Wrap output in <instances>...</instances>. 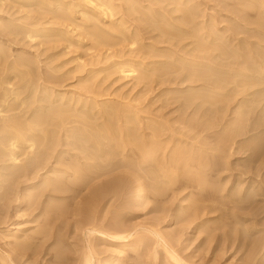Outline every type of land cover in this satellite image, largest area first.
Masks as SVG:
<instances>
[{"label":"rangeland","instance_id":"obj_1","mask_svg":"<svg viewBox=\"0 0 264 264\" xmlns=\"http://www.w3.org/2000/svg\"><path fill=\"white\" fill-rule=\"evenodd\" d=\"M197 1L202 5L199 6L200 16L203 13L204 17H201L207 22L208 17L212 16L219 27L227 26L228 23L230 24V18L237 20L242 14L245 20L252 22L249 27L264 33V29H262L264 28V18H262L264 16V12H262L264 11V6H262L264 0H257L259 2L256 0H239L245 5L238 2V0H235L236 2L234 0ZM246 1L247 3L252 1L253 4L250 9ZM253 1H256L257 4ZM119 2L124 4L123 1ZM144 4H147V2H144ZM225 5L228 7H225ZM258 5L260 6L258 7ZM40 6L36 4L22 5L16 0H0V47L2 46L4 51L2 55L0 54V103L3 104L0 107L5 113H17L19 115L17 117L18 121L22 118L24 122V117L31 116L29 126L27 125L29 128L27 137L32 139L37 135L42 146H39L40 144L38 145L36 140L38 147H35L36 151H33L34 153L30 152V154L32 153L30 156L29 150L27 151V148L23 146L24 140H22V143L19 140L16 148V150H19L16 154L18 159L15 164L12 163L13 161L10 162L9 157L7 158L9 156L7 155L8 150V153L4 152L7 160H4L5 157L1 158L4 153L0 155V160H2L0 161V264H80L83 253L89 255L91 264H109L111 260H115L114 264H264V100L261 99L262 97L261 100L259 99L260 101L258 100L259 103L256 101V104H250L249 98H252L251 96L246 98L245 93L235 95L237 92H231L232 94L228 92L227 99H225V91L219 90V95L223 93L224 96L221 95L223 98L220 96L221 99H218L219 96L217 98L216 94L213 97L214 93H211V96L209 95L210 92H207V95L205 93L207 90L204 92L198 83L191 82V79H184L179 70L178 73L175 68L173 69L176 72L171 70L172 67L171 71L167 70V64L161 67L166 66V69H164L169 74H160L157 71L159 64L157 66L155 64L151 66L150 64V61L156 58L151 57V54H156L154 52L156 50L141 46L139 41L133 45L131 50L128 49L129 43L127 41L109 47L105 45L95 47L96 44L92 41V37L89 38L87 34L89 29L86 27V31L84 27L83 29L81 27L80 30L74 26L66 28L69 31L71 30L68 33L50 31L49 29L55 27L54 22L46 19L45 16L47 15V18H50L49 14L42 10L47 9L44 8L46 6ZM243 6H246V8ZM230 8H232L231 11L234 9L233 11L239 13L233 12L234 15L230 14ZM236 8L238 11H236ZM240 9L243 13L239 11ZM255 9L259 10L256 11ZM59 10L61 8L56 9L57 12ZM40 12L42 13L40 14ZM140 15L142 16V14ZM235 15L236 17H234ZM226 17H229V19H226ZM202 18L199 17L198 20L201 21ZM224 18L227 24L223 21ZM45 20L48 23H44ZM240 21H242L241 18ZM253 21L256 22H254L255 25ZM78 23L82 22L79 20ZM238 23L244 24L242 22ZM141 24L142 22L137 21L132 23L133 26ZM42 26L48 30L35 31L36 33L33 32L32 34V31L36 28H42ZM235 26L237 27V25ZM27 29L28 31L31 30V32H27L28 34L25 32ZM112 34L114 36L118 35L117 31L112 32ZM143 34L142 42L151 43V37L149 38L151 33ZM246 34L241 35L240 33L238 36ZM252 37L250 36L247 40L260 43V38L264 36L255 33ZM113 40L115 39L110 38L109 42ZM260 44H264V42ZM165 56L163 58L157 57L155 60L164 61ZM126 61L129 63L126 64ZM148 62L149 64H147ZM152 72L154 75L151 74ZM44 88L46 92L43 91ZM2 90H5L6 94H1ZM168 90L172 92L166 93ZM215 91H218V89ZM14 92L17 93L16 96H14ZM57 93H59L58 96ZM163 93L167 96L162 95ZM7 94L11 96L8 95L7 98ZM240 94L241 96H239ZM78 95L82 98H79ZM201 96L204 97L202 98L204 100L207 97L206 100L213 99V101L203 103L204 100H200ZM209 96L212 98H209ZM243 96H245L244 99ZM257 96L259 98L260 95L257 94ZM60 97L62 101L68 99L67 104L60 105ZM52 98H57L58 101L50 103ZM215 98H217V101L214 102ZM254 98L258 99L256 95ZM5 99L10 103L6 104ZM73 99L77 103L75 104L76 107L72 103L74 102ZM83 99L87 102H84ZM247 99L250 105L246 102ZM1 100L5 102H1ZM244 100L246 103L242 102L244 103L242 104L241 101ZM199 102L202 105H199ZM86 103L88 106L85 105ZM123 104L125 108L128 106L125 110L127 111L129 108V113L128 111L127 113L126 111L123 112ZM47 105H50L49 107L52 110L47 111ZM89 105L94 108L90 109ZM16 106H18L19 112ZM61 106L62 108L69 106L67 108L69 111L70 108L75 111L71 110V113H63L67 109L62 110ZM80 106L83 109L81 110L82 114L79 112ZM111 107L118 108L116 110ZM55 108L57 112L53 111ZM14 109H16V112H13ZM119 109L124 117L120 112L118 113ZM23 110L27 113L24 114ZM44 110L49 112L50 115H48L49 113L46 114ZM89 110L91 114L88 113ZM113 110L117 111L114 115L120 114L121 118L120 115L115 118ZM41 112L46 115L42 120H38V118H41L38 115L43 116V114H40ZM52 112L54 115L59 113L62 116L63 114V118L66 119L64 122L68 121L66 123L68 128L70 127L68 123L71 127L76 125L70 127L72 133L69 132L70 128L66 130V126L59 127L61 122L53 118L55 116ZM104 112L108 115L110 112L115 121L119 117L120 119L118 118L117 122H120H114V119L110 115L108 118ZM239 112L241 113L239 114ZM19 113L23 117H20ZM134 113L139 118L136 115L134 117ZM69 114H71L69 117H72L71 124L69 118H67ZM78 114L81 116L80 119ZM92 115L96 120L93 119L94 121H92ZM127 115L130 120L128 122H126ZM47 116H52L56 121L55 125L58 124V128L61 129L59 131L57 126H53L55 129L54 132H51L53 133L52 136L49 130L53 129L51 126L53 120L51 119L50 122L51 117L48 119ZM95 116H98V119ZM104 116L108 118V123H106L107 118ZM238 117H240L239 120L243 119L241 126L242 128L245 126L246 130L243 129V131H240L241 133L235 134L234 137L230 132L235 123H238ZM34 118H36V121ZM76 118L78 119L74 120ZM88 119L90 122H88ZM154 119L156 122L158 120L159 123L164 121V133L162 132L163 129L160 128L164 135H161V138L159 135L160 130L158 131L159 124L156 126L157 123L154 124ZM43 120L50 125L43 123ZM39 121L45 126L43 124L38 126ZM91 121L96 122L94 127L99 123L96 126L98 132V128L101 131L105 128V125L108 126L106 128H109V131L104 129L100 133L102 139H104L102 134L106 131L103 134L107 135L106 141H103L106 148L113 147V144L118 145L119 148L121 147L119 149L114 146L117 148L115 152L110 149L106 153L108 154V157H106L108 158V164L105 162V164H101L103 167L96 166L95 169L91 166V169L89 166H81V163L83 164L85 161L82 155L85 154L86 149L84 148L87 146L83 145L84 142L81 144L80 135L89 138L92 134L98 133H95L96 128L93 127L94 130L90 127L91 124L93 125ZM99 121L105 123V125L102 123L103 128L100 127L101 123ZM31 122L33 128L30 127ZM36 122L39 123L37 126ZM115 123L118 126L121 124V127H117ZM142 123L145 124L144 127ZM163 123L159 126L163 127ZM110 124L113 125L110 127ZM198 124H202V128ZM83 125H88L87 129L82 130ZM148 125H151V128ZM146 126L148 127L146 128ZM35 129H38V132ZM138 129H141L140 131L145 136ZM152 129L158 132H153ZM171 129H173V132ZM176 129L178 131L180 129L184 130L181 132L184 133L185 137H187L185 134H190L187 139L190 138L191 140H186L181 132L182 135H179ZM228 129H230L229 133ZM119 130L122 131V133L119 132L122 135H118ZM126 130H128V134L130 132L131 136L136 133L134 139L131 140V136L128 135V140H125ZM149 130L155 133L154 135L158 133L159 136L156 140L149 141L151 139ZM66 131L71 136H63V132L67 135ZM139 132L140 134H137ZM195 133L196 135H194ZM100 134H96V137L101 138ZM192 134L194 137H191ZM225 134H230L231 137L229 136L230 139L227 138V142L221 145L220 141L225 139ZM112 135H114L113 139L111 138ZM49 136L51 138H48ZM42 137H46V139L43 140ZM93 138L88 139L89 141L84 144L91 146L94 143ZM171 138L173 140L176 138L179 144L180 142L181 144L184 143L185 140V143H187L179 145L175 143L177 142L175 139L173 145V143H168V141H173ZM51 139L52 142H50ZM78 139L80 142L77 141ZM102 139L100 140L102 141ZM161 139H164V141ZM56 140L58 141L56 142ZM135 140L138 142L144 140V143L146 141L155 143V141L160 140L159 142L162 143H159L161 144L160 148H158L159 144H155L158 151L150 153L153 155L151 157L148 153L147 156L146 153L141 154L137 151L140 150L138 146L141 142L138 144ZM182 140L184 141L182 142ZM66 141L74 142L68 144ZM75 141L80 147L75 146L77 145ZM116 141L118 142L115 143ZM147 142L145 143L147 146H145H151ZM24 143L29 144L28 141ZM143 144L139 148H142ZM175 144L180 146V149ZM187 144L191 146L188 147ZM173 147L177 148L178 154L175 153L177 150ZM79 148H83L82 151L84 152ZM157 148L155 149L157 150ZM130 149L135 153L128 151ZM22 151H25V155L28 153V156L25 157ZM37 152L40 153L37 154ZM80 152H82L81 156ZM129 152L133 155H130ZM136 153L137 155H135ZM163 153L166 155L165 158L169 157L170 160L163 158ZM77 154H79V160L76 158ZM113 155L115 157H112ZM34 156L36 158V160L33 159L35 162L30 161ZM138 156L141 159H143L141 156L144 157L143 162L139 161L141 159ZM173 156L176 158L173 159ZM26 160L32 164H29V162L26 164ZM167 162L170 164L168 165ZM23 163L29 166H24ZM154 163L156 164L154 165ZM13 166L16 167L13 168ZM18 167L22 171L25 168V172L20 173L21 170L18 171ZM80 168H82V173ZM86 168L89 172L93 171H91V175L88 172L86 174ZM56 169L58 172L52 171ZM15 171L16 174L13 173ZM94 171H96V174L101 171L100 173L103 175L95 178L97 176ZM146 171L151 174L146 173ZM85 176L89 177L88 182L85 180L87 179ZM114 176L115 178L119 176V179L111 182ZM77 178L88 184L85 185L84 181V183H81L82 181ZM75 179L77 181H74ZM54 181L58 182L59 186L62 184V188L50 189L49 187L53 188ZM101 181L107 184V188H105L107 190H105L106 192H98L97 197L95 196L96 201H94L93 196L95 194L92 196L88 187L90 185H92L90 188L96 186ZM48 183L49 186L46 185ZM192 212L195 213L192 214ZM90 229L93 231L90 232ZM122 230L125 233L128 232L130 237L128 236L125 240L111 237L118 235ZM23 241L24 243L27 242L25 244H29V247L22 248L19 246ZM255 243L260 248L258 245L255 247ZM58 251L61 252V255ZM170 254L177 257V260H172ZM2 258L4 261L1 262Z\"/></svg>","mask_w":264,"mask_h":264},{"label":"bare ground","instance_id":"obj_2","mask_svg":"<svg viewBox=\"0 0 264 264\" xmlns=\"http://www.w3.org/2000/svg\"><path fill=\"white\" fill-rule=\"evenodd\" d=\"M119 1H123L124 2V4H122V3H120ZM235 1V0H234ZM241 1V0H240ZM239 0H238V2H240ZM242 1H245V0H242ZM257 1V0H256ZM254 2V3H256L257 4V2H259V1H257V2ZM16 2H20L22 5H33V4H36V5H43V7L44 6H46V7H44V8H47V9H42L46 14H49V16H50V18H47V16H45L46 17V19L49 21V20H51V21H53L54 23H53V25L55 26V27H51L52 29H49L50 31H54V32H58V33H62V32H65V33H68V32H70L68 29H66V28H68L69 26L71 27V26H74L75 28H81L82 27V29H83V27L85 28H88L89 29V31H88V33L87 32H85V33H87L88 35H89V38L90 37H92V41L96 44V45H94L95 47L96 46H98V45H105V46H113V45H116V44H119V43H122V42H128L129 43V50H131V49H133V45H135V43H137L138 41L140 42L139 44L141 45V46H145V47H147V48H151V49H154V50H156V51H154L156 54H151V57H153V58H155V59H157V57H164L165 55V58L167 59H162V60H164V61H160V59H158V60H153L152 58V60L150 61V64H151V66L153 65V64H155L156 66L159 64V66H157L158 67V69L156 68V66H155V68L157 69V71L158 72H160V74L162 73H167V71H165V69H166V66H164L163 68L161 67L162 65H165V64H167L168 66H167V70H170L171 69V67H172V69L171 70H173V71H175L173 68H175L176 70H177V73H178V70H179V73L180 74H182V77L185 79H191V82H195V83H198L199 84V86L202 88V90H204V92H205V90H207L205 93L207 94V92L209 93V95H211V93H214V95H213V97L214 96H216L217 95V98H218V96H219V98L218 99H221V98H223L222 96H224L225 95V99H227L226 97H227V94H228V92H232V93H235V92H237L235 95H237L238 93H241V94H243V93H245V96H246V98L248 97V96H251V98L253 99L254 97H255V95H256V97L258 98V96H257V94H259L260 96H259V98L258 99H255L254 98V100H252V99H250L249 98V100H250V104H252V103H255L256 101H257V103H259L258 102V100L261 98L262 100H264V44H260V43H262V42H264V39H262V38H264V37H261L260 38V43H258L257 41H255V42H252V41H249V40H247L250 36L252 37V36H254V34L256 33H260L261 34V36H264V33H261L259 30H257V29H253V28H251V27H249V24L250 23H252V22H249L248 20H245L244 18H243V15L242 14H240L241 16H239V14H238V16H239V18H238V16H237V18L239 19H237L238 20V22H242V23H244V24H241V23H238V22H236L237 20L235 19V18H230V24L228 23V25L226 26V25H224V26H221V27H219L218 25H217V23L215 22V20L213 19V17L212 16H210V17H208L209 19H207L208 20V22L206 21V20H204L201 16H203L204 17V15H203V13L201 14V16H200V12H201V10H200V8H199V6L201 5V3L199 2V1H197V0H16ZM144 2H147V4H144ZM224 2V1H223ZM236 2V1H235ZM252 2V1H251ZM247 3V1H246V4H248V6H249V9H250V6L253 4V3ZM241 3V2H240ZM245 3V2H244ZM229 4V3H228ZM238 4V3H237ZM236 4V5H237ZM241 4H243V3H241ZM256 4H255V6H256ZM260 4H262V3H260ZM239 5V4H238ZM243 5H245V4H243ZM40 6V7H41ZM202 6V5H201ZM227 5H225V7H226ZM260 5H258V7H259ZM262 6H264V4H262ZM228 7V6H227ZM240 7H242V6H240ZM243 7H245L246 8V6H243ZM257 7V6H256ZM61 8V10H59V12H57L56 11V9H60ZM224 8V7H223ZM205 9V8H204ZM231 9L232 8H230L229 9V11L231 12L230 14H232V15H234L236 12L235 11H231ZM242 9V8H241ZM239 10L240 12H242V10ZM247 10H248V7H247ZM256 10V9H255ZM259 10V9H258ZM258 10H256V11H258ZM236 11H238V9L236 8ZM250 11V10H249ZM255 11V12H256ZM43 12V13H44ZM204 12V11H203ZM233 12H235V13H233ZM262 12H264V11H262ZM42 12H40V14H41ZM237 13H239V12H237ZM236 13V14H237ZM243 13V12H242ZM246 13V12H245ZM258 13H260V12H258ZM257 13V14H258ZM140 14H142V16H145V17H142ZM229 14V15H230ZM261 15V14H260ZM247 16V15H246ZM258 16V15H257ZM45 17H44V19H45ZM200 17V19L202 18L203 20H198V18ZM224 17V16H223ZM234 17H236V15L234 16ZM256 17V16H255ZM240 18H241V20L242 21H240ZM260 18V17H259ZM262 18H264V16H262ZM225 19V18H224ZM226 19H229V17L227 18L226 17ZM226 19L225 20H223V21H225L226 22ZM246 19H249V18H246ZM47 20H45L46 22H44V23H48L47 22ZM79 20H80V22H82V23H78L79 22ZM236 20V21H235ZM250 20V19H249ZM259 20V19H258ZM257 20V21H258ZM133 21H137V22H142V24L141 25H135V26H133L132 25V23H133ZM244 21V22H243ZM261 21V20H260ZM231 22H232V24H231ZM255 21H253V23H254ZM44 23L42 22V24L44 25ZM50 23V22H49ZM221 23H223V22H221ZM256 23V22H255ZM255 23H254V25H255ZM40 24V23H39ZM134 24H135V22H134ZM226 24H227V22H226ZM220 25V24H219ZM235 25H237V27L235 26ZM252 25V24H251ZM250 25V26H251ZM143 26H146V27H143ZM248 26V27H247ZM255 27V26H254ZM260 27V26H259ZM73 28V27H72ZM86 28L84 29L85 31H86ZM46 28L45 27H43L42 26V28H36V30H34V31H32V34H33V32H35V31H43V30H45ZM262 29H264V28H262ZM48 29H46V31H47ZM68 30V31H67ZM81 30V29H80ZM76 31V30H75ZM114 31H117V34L119 35H111V33L112 32H114ZM248 31V32H247ZM252 32V34H251V32ZM26 33L27 32H31V30H29L28 31V29H27V31H25ZM26 33H24V34H26ZM36 33V32H35ZM143 33H146V34H149V33H151V36H149V38L151 37V43H144V42H142V35H144ZM241 33V35H243V34H246V35H244V36H238L239 34ZM243 33V34H242ZM28 34V33H27ZM27 34H26V36H27ZM30 35V34H29ZM29 37H31V36H29ZM110 38L111 39H115V40H113L112 42H109L110 41ZM148 38V39H149ZM253 38V37H252ZM256 39V38H255ZM262 41V42H261ZM123 45V44H122ZM159 45H162V46H159ZM93 47V46H92ZM124 48V47H123ZM127 48V47H126ZM131 52V51H130ZM171 53L170 55H169V53ZM4 53V51L2 50V46L0 47V54L2 55ZM5 55V54H4ZM122 57V56H121ZM4 58V57H3ZM21 59V58H20ZM133 60V59H132ZM139 61V60H138ZM114 62V61H113ZM128 61H126V64H128L127 63ZM114 64V63H113ZM125 64V65H126ZM143 64V63H142ZM147 64H149V62L147 63ZM124 65V66H125ZM130 65V64H129ZM140 65V64H139ZM146 65V64H145ZM153 66V67H154ZM129 67V66H128ZM144 67V66H143ZM152 67V68H153ZM159 67H161L160 69H159ZM130 68V67H129ZM165 68V69H164ZM124 69V68H123ZM131 69V68H130ZM122 70V69H121ZM153 70V69H152ZM155 70V69H154ZM170 70V71H171ZM165 71V72H164ZM121 72H123V71H121ZM133 72V71H132ZM157 72V73H158ZM176 72V71H175ZM156 73V72H155ZM156 73V74H157ZM143 74V73H142ZM142 74L140 75L141 77H142ZM152 75H154L153 74V72L151 73ZM159 74V75H160ZM167 74H169V72L167 73ZM179 74V75H180ZM139 75V74H138ZM171 75V74H170ZM162 76V75H161ZM141 77H140V79H141ZM144 77H146V76H144ZM143 77V78H144ZM138 78H139V76H138ZM152 79V78H151ZM154 79V78H153ZM193 80V81H192ZM159 81V80H158ZM179 81V80H178ZM8 82V81H7ZM168 82V81H167ZM189 82V81H188ZM163 83V82H162ZM10 84V83H9ZM1 85V84H0ZM6 85H8V84H6ZM45 85V84H44ZM259 86V87H258ZM8 87V86H7ZM6 87V88H7ZM11 87V86H10ZM10 87H9V89H10ZM13 87V86H12ZM42 87H44V86H42ZM46 87V86H45ZM52 87V86H51ZM192 87V86H191ZM197 87H198V85H197ZM47 88V87H46ZM53 88V87H52ZM200 88V89H201ZM225 88H228V89H226L225 90ZM2 89H5V88H2ZM8 89V90H9ZM16 89V88H15ZM18 89V88H17ZM16 89V90H17ZM218 89V91H215V90H217ZM16 90H14V91H16ZM45 90V91H44ZM48 90H49V88H48ZM50 90H52L51 88H50ZM219 90L221 91V90H224L225 91V94L223 95V93L221 94V95H219ZM5 90H2V93L1 94H6L5 92H4ZM10 91V90H9ZM43 91L44 92H46V89L44 88L43 89ZM175 91V90H174ZM173 91V92H174ZM166 92V91H165ZM169 92L171 93L172 91H170V90H168V92H166V93H168L169 94ZM15 93V92H14ZM72 93V92H71ZM69 94L70 96L72 95V94ZM165 93V94H166ZM175 93H177V92H175ZM221 93V92H220ZM231 93V94H232ZM261 93H262V96H261ZM16 94L17 93H15V95L14 96H16ZM58 94L59 93H57V96H58ZM62 94V93H61ZM75 94V93H74ZM206 94H205V96H206ZM216 94V95H215ZM241 94L239 95V96H241ZM8 95H10V94H7L6 96H7V98H8ZM85 95V94H84ZM162 95H164V93L162 94ZM161 95V96H162ZM195 95V94H194ZM200 95V94H199ZM202 95V94H201ZM208 95V94H207ZM230 95V94H229ZM229 95H228V97H229ZM3 96V95H2ZM1 96V97H2ZM6 96H5V98H6ZM11 96V95H10ZM61 97H62V95H60ZM63 96H64V94H63ZM158 96V95H157ZM164 96H167V95H164ZM187 96V95H186ZM197 96H198V94L196 95V98H197ZM203 96V95H202ZM201 96V99H200V97H199V99L200 100H204V99H202V98H204V97H202ZM212 96V95H211ZM211 96H209V98H212ZM220 96H221V98H220ZM232 96V95H231ZM245 96H243V99L245 98ZM252 96H254V97H252ZM61 97H60V101H61V104L60 105H64L66 102H68L65 98V100L64 101H62L61 100ZM77 97V96H76ZM78 97H79V95H78ZM77 97V98H78ZM195 97V96H194ZM235 97V96H234ZM2 98H4V97H2ZM1 98V99H2ZM6 98V99H7ZM50 98V97H49ZM67 98H68V96H67ZM69 98H71V97H69ZM79 98H82V97H79ZM84 98V97H83ZM182 98V97H181ZM195 98V99H196ZM217 98H215L216 100H214V102L215 101H217ZM233 98V97H232ZM5 99V101H6V104H8V103H10V101H7ZM51 99V98H50ZM54 98H52V100L50 101V103H54V102H56V101H58V99L56 98V99H54ZM85 99V98H84ZM84 99H83V101H84ZM177 99V98H176ZM183 99V98H182ZM207 99V97L205 98V100ZM224 99V100H225ZM260 99V100H261ZM48 100V99H47ZM70 100V99H69ZM79 100V99H78ZM203 101V103H206L208 100H206V101ZM223 100V101H224ZM234 100V99H233ZM240 100V99H239ZM238 100V101H239ZM241 100H242V98H241ZM248 99L246 100V102L247 101H249ZM259 100V101H260ZM4 100H1V102H5ZM73 101H74V99H73ZM82 101V100H81ZM86 101V100H85ZM84 101V102H85ZM209 101H213V99H209ZM209 101L207 102V103H209ZM230 101H231V99H230ZM251 101H254V102H251ZM48 102V101H47ZM76 101H74V102H72L73 104H74V106L76 107V105L75 104H77V103H75ZM87 102V101H86ZM214 102H212V104H214ZM226 102V101H225ZM242 102H245V100L244 101H241V103ZM245 102V103H246ZM21 103H22V101L20 102V106H21ZM71 103V102H70ZM72 103H71V105H72ZM81 103V102H80ZM94 103V102H93ZM190 103V102H189ZM188 103V104H189ZM248 103V102H247ZM56 104V103H55ZM67 104V103H66ZM89 104V103H88ZM183 104V103H182ZM201 104V102H199V105ZM211 104V105H212ZM219 104V103H218ZM240 104V103H239ZM242 104H244V103H242ZM249 104V103H248ZM249 104V105H250ZM256 104V103H255ZM3 105V104H2ZM1 105V103H0V106H2ZM9 105H11V104H9ZM8 105V106H9ZM50 105H53V104H50ZM49 105V106H50ZM81 105V104H80ZM86 106H88L87 105V103L85 104ZM91 106H92V104H90ZM89 105V107H91ZM96 105V104H95ZM202 105V104H201ZM209 105V104H208ZM19 106V107H20ZM48 105H47V111H50V110H52V109H50V107H49ZM58 106H59V104H58ZM62 106H61V108H62ZM93 106H94V104H93ZM107 106V105H106ZM124 108H123V107ZM122 106H120V107H122V109H124V111L123 112H125L126 110L125 109H127V107L125 108V106H124V104L122 105ZM190 106V105H189ZM242 106V105H241ZM254 106V105H253ZM257 106V105H256ZM39 107H42V106H39ZM46 107V106H45ZM69 107V106H68ZM67 106H64V108H62V110L63 109H67L68 108ZM79 107V106H78ZM77 107V108H78ZM130 107V106H129ZM196 107V106H195ZM240 107V106H239ZM243 107V106H242ZM6 108H8V107H6ZM11 108V107H10ZM18 108V106H16V109ZM22 108V107H21ZM21 108H20V111H21ZM49 108V109H48ZM53 108V107H52ZM80 108H81V106H80ZM92 108H94V107H91L90 109H92ZM109 108V107H108ZM111 108H113V109H116L117 110V108L115 107H111ZM110 108V109H111ZM197 108V107H196ZM246 108V107H245ZM250 108H252V107H250ZM2 108L0 107V155L2 154V153H4L5 151V153H8V151H9V153L7 154V155H9V156H7V158L9 157V159H10V162L11 161H13L12 163H14L15 164V161H16V163H17V156H16V154L19 152V150H16V148H17V142H19V140L21 141V143H22V140H24V142L25 141H28L29 142V144H27L26 145V143H24L23 142V146H24V148H27V151L29 150V154H30V152H32V153H34L36 150H35V147H38V145L40 144L39 142H40V139H39V137L37 138V135L34 133L35 132V130H36V132H38V129H35V130H33L34 132H31V133H33V134H35L36 135V137H32V139L30 138H28L27 136H28V132H29V128L27 127V125H28V123H29V121H31V116H27V117H24V122H23V120H22V118H21V120H22V122H21V120L20 121H18L17 119V117L19 116L17 113L15 114V113H5V112H3V110H1ZM16 109H14L13 110V112H16ZM121 109V110H122ZM198 109V108H197ZM205 109V108H204ZM8 110H9V108H8ZM8 110H7V112H8ZM25 110V109H24ZM23 110V112H25ZM58 110V109H57ZM60 110V109H59ZM71 110H73V109H71L70 108V111L67 109V111H64L63 113H65V112H68V113H71L72 111ZM79 110V109H78ZM81 110H83L82 108L80 109V114H82L81 112ZM105 110H106V107H105ZM104 110V111H105ZM115 110V111H116ZM128 110H129V108H128ZM127 110V111H128ZM131 110V109H130ZM242 110V109H241ZM6 111V110H5ZM17 111L19 112V108L17 109ZM33 111H34V109H33ZM53 111L55 112L56 111V108L55 109H53ZM73 111H75V110H73ZM114 111V110H113ZM113 112V115H114V113H116V112ZM127 111H126V113H127ZM4 114H3V113ZM9 112H12V111H9ZM44 112L46 113V114H48L49 112H46L45 110H44ZM57 112V111H56ZM61 112V111H60ZM78 112V111H77ZM88 112V111H87ZM101 112H102V110H101ZM111 112V111H110ZM109 112V115L111 114ZM120 112V114H121V111H120V109H119V111H118V113ZM122 112V113H123ZM130 111H128V113H129ZM132 112V111H131ZM217 112V111H216ZM242 112V111H241ZM241 112H239V114L241 113ZM21 113V112H20ZM19 113V114H20ZM27 112H25L24 114H26ZM30 113V112H29ZM34 113V112H33ZM36 113V112H35ZM53 113V112H52ZM68 113H66V114H68ZM88 113H90V110H89V112ZM126 113H124V114H126ZM245 113H247V112H245ZM23 114V113H22ZM40 114H43V116H40V115H38L39 117H41V118H38V120H42L43 119V117H44V115H46V114H44L43 112H41ZM91 114V113H90ZM97 114H98V111H97ZM104 114H105V112H104ZM119 114V115H120ZM133 114V113H132ZM132 114H131V116H132ZM236 114V113H235ZM238 114V115H239ZM34 115V114H33ZM48 115H50V113L48 114ZM71 114H69L68 115V117L67 118H69L68 120H69V122H70V124H71V121H72V117H69ZM94 115V114H93ZM93 115H92V121H94V120H96V119H94V117H93ZM105 115H107V117L109 116L108 114H105ZM112 115V116H113ZM118 115V114H117ZM116 114L114 115V117L116 118V116H117ZM118 115V116H119ZM122 115V114H121ZM121 115H120V118H121ZM129 115V114H128ZM128 115H127V121L126 122H128V121H130L128 118ZM135 113H134V117H135ZM53 116H55V117H53L56 121H59V122H61V124H60V126L59 127H61L62 125V127H65L66 126V123L68 122H64V120H66V119H64L63 118V114H62V116H60V114L58 113V114H55L54 115V113H53ZM67 116V115H66ZM87 116H89V115H87ZM111 116V115H110ZM112 116H111V118H112ZM123 116V115H122ZM126 116V115H125ZM137 116V115H136ZM240 117H242V115H239ZM20 117H23V116H21V114H20ZM36 117V116H35ZM51 117V118H50ZM47 116L46 118H50V122H51V119L53 120V122L55 121L53 118H52V116ZM80 117L81 116H79V114H78V118L80 119ZM91 117V116H90ZM90 117H88L89 119H91ZM96 117V116H95ZM98 117V116H97ZM96 117V118H97ZM102 117V116H101ZM101 117H99L100 119H101ZM105 118H107L106 116H104ZM103 117V118H104ZM114 117L112 118V119H114ZM124 117V116H123ZM133 117V116H132ZM133 117V118H134ZM138 117V116H137ZM240 117H238V119L237 120H239V118ZM78 118H76V119H74V120H77ZM109 118V117H108ZM108 118H107V122L106 123H108ZM110 118V119H111ZM119 118V117H118ZM117 118V119H118ZM119 118V119H120ZM139 118V117H138ZM138 118H136V120L137 121H139L138 120ZM152 118V117H151ZM245 118V117H244ZM246 118H247V116H246ZM47 119V120H48ZM71 119V120H70ZM88 119V120H89ZM94 119V120H93ZM98 119V118H97ZM116 119V121H115V119L113 120L114 122H117L118 120ZM27 120V121H26ZM34 120L36 121V118H34ZM46 120V119H45ZM105 120H103V121H105ZM124 120V119H123ZM133 120V119H132ZM131 120V121H132ZM155 120V119H154ZM44 121V120H43ZM56 121L53 123L52 122V124H54V125H52L51 124V126L53 127V126H57V125H55V123H56ZM79 121H81V120H79ZM78 121V122H79ZM91 121V123H93ZM100 122L101 123V125H100V127L104 124L105 125V123L104 122ZM134 121V120H133ZM132 121V122H133ZM152 121V120H151ZM161 121H163V120H161ZM241 121H243V119H240L239 121H238V123H235V125L232 127V131L230 132L229 130L230 129H228V133L230 132V134L232 133L233 135H234V137H235V134H237V133H241L240 131H243V129H245L244 127L242 128V126H241V124L243 123V122H241ZM27 122V123H26ZM88 122H90V120L88 121ZM109 122H110V120H109ZM114 122H113V124H114ZM120 122V121H119ZM119 122H117V123H119ZM124 122V121H123ZM123 122H121V123H123ZM135 122V121H134ZM164 122V121H163ZM163 122H161V123H159L158 122V120H157V122H156V120H155V122H154V124L155 123H157L156 124V126L159 124H161L162 125V123ZM234 122V121H233ZM37 124H36V126L38 125V126H42L41 124H43V123H47V124H49L48 122H46V121H44L43 123L42 122H40L39 121V123L38 122H36ZM96 123V122H95ZM95 123H93V125L91 124V128L92 129H94V128H96V126L97 125H99V123L98 124H96V126L94 127V125H95ZM103 123V124H102ZM131 123V122H130ZM140 123V122H139ZM138 123V124H139ZM147 123V122H146ZM152 123V122H151ZM179 123V122H178ZM201 123V122H200ZM73 124H75V123H73ZM89 125H90V123H88ZM113 124H110V127H111V125H113ZM148 124V123H147ZM146 124V125H147ZM167 124V123H166ZM170 124V123H169ZM31 126L30 127H32L33 126V123L31 122V124H30ZM44 125V124H43ZM50 125V124H49ZM80 125V124H79ZM115 125H116V123H115ZM121 125V124H120ZM118 126V125H116L117 127H121V126ZM140 125V124H139ZM142 125H143V123H142ZM145 125V124H144ZM144 125H143V127H144ZM152 125V124H151ZM151 125H148L149 127L151 126ZM158 125V127H159V129H158V131L160 130V128L161 129H163V128H165L164 126H165V124L163 123V127L162 126H159ZM199 125V124H198ZM207 125V124H206ZM211 125H213V124H211ZM230 125V124H229ZM233 125V124H232ZM231 125V126H232ZM29 126V125H28ZM45 126V125H44ZM68 126H70L71 127V125H69V123H68ZM76 126V125H75ZM75 126H72V127H75ZM88 126V125H87ZM86 125H83V127H82V130H84V129H87L86 127H87ZM126 126V125H125ZM148 126H146V128L148 127ZM155 126V125H154ZM183 126H184V124H183ZM186 126V125H185ZM201 128H202V124L201 125H199ZM203 126H204V123H203ZM256 126V125H255ZM69 127V128H70ZM71 127V128H72ZM89 127V128H90ZM94 127V128H93ZM105 128V130H108L109 131V128H106V127H108V126H104ZM157 127V128H158ZM169 128H170V125L168 126ZM168 127H167V129H168ZM172 127V126H171ZM205 127V126H204ZM211 127V126H210ZM33 128V127H32ZM31 128V129H32ZM57 128H58V126H57ZM66 128V130H67V126L65 127ZM68 128V129H69ZM71 128L69 129V132L70 133H72V131H70L71 130ZM102 128H103V126H102ZM115 128V127H114ZM113 128V129H114ZM139 128H141V127H139ZM151 128V127H150ZM149 128V129H150ZM153 128V127H152ZM178 128V127H177ZM199 128V127H198ZM248 128V127H247ZM54 129H55V127H53V129L51 130H49L50 131V133L51 132H54ZM59 129V128H58ZM74 129V128H73ZM72 129V130H73ZM104 129H102L103 131H104ZM118 129V128H117ZM122 129H123V127H122ZM141 129H143V128H141ZM140 129V130H141ZM156 129V128H155ZM167 129H166V131H167ZM179 129V128H178ZM184 129V128H183ZM197 129V128H196ZM253 129V128H252ZM95 130V129H94ZM98 130H99V132L97 131V128H96V130H95V133L96 132H98L99 134L101 133V131H100V129L98 128ZM115 130V129H114ZM139 130V129H138ZM139 130V131H140ZM153 130V129H152ZM177 130V129H176ZM175 130V132L177 133V131ZM201 130V129H200ZM227 130V129H226ZM246 130V129H245ZM244 130V131H245ZM39 131H41V130H39ZM56 131V130H55ZM59 131H61V129H59ZM107 131V132H108ZM116 131V130H115ZM123 131H124V129H123ZM128 130H126V132H127ZM144 131V130H143ZM150 131V130H149ZM158 132V131H156V130H153V132ZM162 130H160V138H161V135H163V133H164V129H163V133L161 132ZM165 131V132H166ZM171 131L173 132V129H171ZM182 130L180 129L178 132H179V135L184 131H182ZM248 131V130H247ZM246 131V132H247ZM75 132V131H74ZM82 132V131H81ZM106 132V131H105ZM105 132L103 133V134H105ZM122 133V131L121 130H119L118 131V135H122V134H120V133ZM141 132V131H140ZM140 132L139 133H137V134H140ZM151 132V139L149 140L150 142L151 141H154V139L156 140V138H158L157 136H159L158 135V133H156L157 135H154L155 133H153L152 131H150ZM174 132V134H176ZM181 132V133H180ZM188 132V131H187ZM190 132V131H189ZM198 132V131H197ZM196 132V133H197ZM50 133H49V135H50ZM56 133V132H55ZM76 133V132H75ZM83 133V132H82ZM98 133H96V134H98ZM132 133V132H131ZM142 133V132H141ZM162 133V134H161ZM167 133V132H166ZM165 133V134H166ZM169 133H170V131H169ZM196 133L194 134V135H196ZM201 133V132H200ZM244 133V132H243ZM52 134L53 133H51V136H52ZM57 134H58V132H57ZM63 134V136H71V135H69V133L67 134V131H66V134L67 135H65L64 134V132L62 133ZM77 134V133H76ZM80 134V133H79ZM90 134H91V131H90ZM96 134L94 135V134H92L91 136L92 137H94L92 140H93V144H91V146H89V144H87V145H85L84 143H86L87 141H89L88 139H91L92 137L91 136H89V138L87 137V136H85V135H80V137H79V139L82 141L81 142V144L83 143V145L84 146H87V147H85L84 149H86L85 150V152L84 151H82L83 150V148H79V150H81L82 152H84L85 154H83L82 155V152H80L81 154H80V156L82 155V156H84L83 157V159L85 160L84 161V163L82 164L81 163V166L83 165V167H85V166H89V168L91 169V167L93 168L94 167V169H95V167L96 166H102L101 164H105V162H107V164H108V158H106V157H108V154H106V153H108L109 152V150L111 149V151L112 152H115L116 151V149L117 148H115V147H118V145L117 146H115L116 144H113L112 146L113 147H111V148H109V147H107L106 148V146L104 145L105 144V142H103V141H106V139H107V135H103L102 134V136H104V139H102V137H101V134H100V137L101 138H99V137H96ZM111 134V133H110ZM110 134H109V136H110ZM116 134V133H115ZM127 135L125 136L126 137V141L128 140L127 139V136L128 135H130L131 136V134H130V132H129V134H128V132L126 133ZM136 134V133H135ZM135 134L133 135V136H131V140H132V138L134 139V137H135ZM143 134V133H142ZM183 134V135H182ZM181 135L182 136H184V133H182ZM227 134V133H226ZM225 134V135H226ZM230 134H228V135H226L224 138L225 139H223V137H221L223 140L222 141H220V144L221 145H223V144H225L226 142H227V138L230 136L231 137V135ZM34 135V136H35ZM125 135V134H124ZM123 135V136H124ZM144 135V134H143ZM178 134H177V136H179ZM187 137H188V135H190V134H185ZM193 135V134H192ZM191 135V137H194V135L192 136ZM51 136H49L48 138H51ZM54 136V135H53ZM98 136V135H97ZM130 136H129V138H130ZM139 137H141L140 135H138ZM138 136H137V139H138ZM145 136V135H144ZM164 136V135H163ZM197 136H200V135H197ZM223 136V135H222ZM237 136V135H236ZM76 137V136H75ZM112 137H114V135H112L111 136V138ZM116 138H117V136H115ZM171 137H172V135H171ZM180 137V136H179ZM178 137V138H179ZM185 137V136H184ZM184 137H182V138H184ZM187 137H185L186 138V140H189V139H187ZM69 138V137H68ZM116 138H114V139H116ZM120 138H121V136H120ZM177 138V137H176ZM175 138V139H176ZM181 138V139H182ZM198 138V137H197ZM38 139H39V141H38ZM42 139L44 140V139H46V137L44 138V137H42ZM74 139V138H73ZM77 139V138H76ZM79 139L77 140V141H79ZM100 139H102V141L100 140ZM113 139V138H112ZM122 139H124L123 137H122ZM122 139H120V140H122ZM136 139V138H135ZM136 139V140H137ZM142 139H143V137H142ZM165 139V138H164ZM164 139L162 140V141H164ZM168 139H169V137H168ZM175 139L173 140V138H171V140H173L172 142L171 141H168V143H173L174 141H175ZM230 138H228V140H229ZM36 140H37V144H36ZM48 140V139H47ZM135 140V141H136ZM180 140V139H179ZM185 140V139H184ZM184 140H182V142L184 141ZM185 140V141H186ZM191 140V139H190ZM34 141H35V143H34ZM46 141V140H45ZM58 140H56V142H57ZM77 141H75L76 143H77ZM126 141H125V143H126ZM144 141V140H143ZM143 141H140L141 142V144H140V146H138V149H140V150H137V151H139V153H141V154H145L146 153V155H147V153H148V155L151 153H154L155 151H158V148H160L159 146L161 145V144H159V143H162V142H159L160 140H157V142L155 141V143L154 142H152V143H149V142H147V143H149L151 146H148V147H146L147 145L143 142ZM176 141H177V139H176ZM185 141H184V143H185ZM193 141V140H192ZM194 141H196L195 139H194ZM50 142H52V139H51V141ZM53 142H55V141H53ZM65 142V141H64ZM67 142V141H66ZM71 142H74V141H70V142H67L68 144H70ZM80 142V141H79ZM102 142V143H101ZM118 141H116L115 143H117ZM122 143H123V141H121ZM133 142V141H132ZM132 142H130L131 144H132ZM138 141H136V143H137ZM140 142H138V144L140 143ZM179 141H177V142H175V143H178ZM191 142V141H190ZM222 142V143H221ZM91 143V142H90ZM134 143V142H133ZM144 143V144H143ZM159 144L158 145V148L157 147H155V144ZM184 143H182V144H184ZM187 143V142H186ZM185 143V144H186ZM189 143V142H188ZM25 144V145H24ZM36 144V146H34ZM52 144V143H51ZM54 144V143H53ZM52 144V145H53ZM56 144V143H55ZM72 144V143H71ZM111 144V143H110ZM138 144H136V145H138ZM143 144V147L142 148H139V147H141V145ZM179 144V143H178ZM181 144V142H180V144L179 145H182ZM191 144H193L192 142H191ZM74 145V144H73ZM106 145H107V143H106ZM122 145H124V144H122ZM133 145V144H132ZM135 145V146H136ZM146 145V146H145ZM173 145H174V143H173ZM220 145V146H221ZM20 146H22L21 144H20ZM22 146V147H23ZM39 146H41V144L39 145ZM71 146V145H70ZM76 147L77 146H79L80 147V145L77 143V145H75ZM115 146V147H114ZM135 146H134V148H135ZM157 146V145H156ZM175 146H176V144H175ZM186 146V145H185ZM187 146H188V144H187ZM189 146H191V145H189ZM188 146V147H189ZM42 147V146H41ZM50 147V146H49ZM81 147H83V146H81ZM178 149H180V146H176ZM182 147V146H181ZM217 147V146H216ZM21 148V147H20ZM23 148V149H24ZM53 148V147H52ZM113 148V149H112ZM119 148V147H118ZM121 148V147H120ZM119 148V149H120ZM155 148H157V150L155 149ZM175 147H173V149H174ZM177 148H175V150H177ZM221 148V147H220ZM219 148V149H220ZM39 149V148H38ZM37 149V150H38ZM115 149V150H114ZM118 149V150H119ZM137 149V148H136ZM172 149V148H171ZM183 149V148H182ZM192 149V148H191ZM8 150V151H7ZM21 150H22V148H21ZM21 150H20V152H21ZM114 150V151H113ZM134 150V149H133ZM34 151V152H33ZM39 151V150H38ZM42 151V150H41ZM128 151H131V149L130 150H128ZM127 151V152H128ZM174 151V150H173ZM180 151V150H179ZM182 151V150H181ZM23 152V151H22ZM25 152V151H24ZM23 152V154L25 155V153ZM118 152V151H117ZM116 152V153H117ZM132 153H135V151H131ZM131 152H129L130 153V155H133ZM163 152H164V150H163ZM175 152V151H174ZM5 153L3 154V156L1 157V158H4V160L6 159L7 160V158H6V156H4L5 155ZM28 153H26V155L28 156ZM31 153V154H32ZM40 153V152H39ZM38 152H37V154H39ZM156 153V152H155ZM176 154H178V150L175 152ZM174 153V154H175ZM22 154V155H23ZM31 154H30V156H31ZM113 154V153H112ZM115 154V153H114ZM118 154H120L119 152H118ZM150 154V155H151ZM21 155V154H20ZM26 155H25V157H26ZM78 155L79 154H77L76 156V158H78V160L80 159L79 157H78ZM107 155V156H106ZM117 155V154H116ZM135 155H137V153L135 154ZM147 155V156H148ZM149 155V156H150ZM163 155H164V157L163 158H165V154L163 153ZM173 155V154H172ZM144 157H145V155H143ZM143 156H141L143 159H144V157ZM153 155H151V157H152ZM176 156V155H175ZM175 156H173V159H175L176 157ZM112 157H115L114 155L112 156ZM155 157V156H154ZM175 157V158H174ZM179 157V156H178ZM39 158H40V156H39ZM89 158V159H88ZM124 158V157H123ZM138 158H139V156H138ZM138 158H136V159H138ZM146 158V157H145ZM163 158H162V160H163ZM21 159V158H20ZM33 159H35L36 160V158H35V156L34 157H32V160L30 159V161H32V162H35ZM111 159V158H110ZM139 159H141V158H139ZM143 159H141V160H139V161H141V162H143L142 160ZM165 159H169V157L168 158H165ZM172 159V158H171ZM179 159V158H178ZM82 160V159H81ZM80 160V161H81ZM123 160V159H122ZM170 160V159H169ZM0 161H2V160H0ZM9 161V160H8ZM38 161V160H37ZM77 161V160H76ZM136 161H138V160H136ZM166 161H168V160H166ZM165 161V162H166ZM177 161V160H176ZM179 161V160H178ZM4 162V161H3ZM27 162H29V161H27L26 160V164H27ZM99 162V163H98ZM135 162V161H134ZM155 162V161H154ZM165 162H163V163H165ZM180 162V161H179ZM76 163V162H75ZM133 163V162H132ZM157 163V162H156ZM156 163H154V165L156 164ZM158 163H159V161H158ZM162 163V164H163ZM175 163V162H174ZM29 164H32V163H30L29 162ZM130 164V163H129ZM160 164V163H159ZM159 164H157V165H159ZM167 164H168V162H167ZM170 164V163H169ZM168 164V165H169ZM22 165V164H21ZM23 165H24V163H23ZM22 165V166H23ZM85 165V166H84ZM164 165V164H163ZM166 165V164H165ZM4 166V165H3ZM22 166H20V167H22ZM24 166H29V165H24ZM23 166V167H24ZM91 166V167H90ZM130 166V165H129ZM160 166V165H159ZM16 166H13V168H15ZM23 167H22V169H23ZM103 167V166H102ZM102 167H101V169H102ZM149 167V166H148ZM2 168V167H1ZM28 168V167H27ZM22 169L21 168H19L18 167V171L19 170H21L20 171V173L21 172H23L24 170H25V168H24V170L22 171ZM52 169H54V168H52ZM81 169L82 168H80V172L82 173V171H81ZM100 169V170H101ZM158 169V167L156 168V170ZM15 170V169H14ZM84 171H85V169H83ZM86 170H87V168H86ZM17 171V170H16ZM16 171L15 172H13L14 174H16ZM52 171H57L58 172V170L56 169V170H52ZM66 171V170H65ZM92 171V170H91ZM91 171L89 172V170H87V171H85L86 172V174H87V172L90 174L91 173ZM96 171H98L97 169H96ZM96 171H94V173H95V175L97 176V177H95V178H98L99 176H102L103 174L102 173H98V174H96ZM25 172V171H24ZM60 172V171H59ZM73 172V171H72ZM77 172H78V170H77ZM93 172V171H92ZM149 171H146V173H148ZM165 172V171H164ZM18 174H20L19 172H17ZM36 173V172H35ZM34 173V174H35ZM74 173H76V172H74ZM94 173H92V175L94 174ZM88 174V175H89ZM149 174H151L150 172H149ZM155 174H156V172H155ZM163 174V173H162ZM165 174V173H164ZM36 175V174H35ZM34 175V176H35ZM74 175V174H73ZM83 175V174H82ZM91 175V174H90ZM95 175H93V176H95ZM198 176V175H197ZM74 177V176H73ZM79 177V176H78ZM87 176H85V178H86ZM167 177H168V175H167ZM81 178V177H80ZM78 179V180H81V179ZM84 178V179H85ZM88 178L89 177H87V179H85L86 181L88 180ZM153 178V177H152ZM170 178V177H169ZM168 178V179H169ZM194 178H195V176H194ZM74 179V178H73ZM77 179H75L74 181H77ZM111 179V178H110ZM117 179H119V176H118V178H115V176L113 177V179H111V182H113L114 180H117ZM197 179V178H196ZM55 180V179H54ZM169 180H172V179H169ZM192 180V179H191ZM52 181V180H51ZM67 181H69V180H67ZM71 181V180H70ZM82 181V180H81ZM84 181V180H83ZM81 182V183H84V182ZM78 182H80V181H78ZM88 182V181H87ZM87 182H85L84 184L85 185H87L88 183ZM102 182V181H101ZM100 182V184H98V185H96V186H93V187H91L90 188V186H92V185H90L88 188H89V193L93 196V194H95L93 197L95 198V200L94 201H96V195L97 194H99L98 192H104L105 190H107V189H105V188H107V184L106 183H104V182H102L101 183ZM196 182V181H195ZM68 183V182H67ZM108 183H109V181H108ZM198 183V182H197ZM61 184V183H60ZM65 184V183H64ZM78 184V183H77ZM80 184V183H79ZM111 184V183H110ZM114 184V183H113ZM46 185H48L49 186V183L48 184H46ZM46 185H44V186H46ZM53 185V188H51V187H49L50 189H55V190H57V188H62L61 187V185L59 186V183L58 182H56V181H54V183L52 184ZM51 185V186H52ZM112 185V184H111ZM200 185V184H199ZM48 186H46V187H48ZM65 186V185H64ZM63 186V187H64ZM193 186H194V184H193ZM204 186V185H203ZM45 187V188H46ZM73 187V186H72ZM110 187V186H109ZM88 190V189H87ZM142 190V189H141ZM97 192V193H96ZM106 192V191H105ZM141 192V191H140ZM245 193V192H244ZM246 194V193H245ZM139 195V194H138ZM92 196H89V197H92ZM96 196V197H95ZM99 196V195H98ZM91 200H92V198H90ZM244 199V198H243ZM204 201V200H203ZM53 205V204H52ZM194 205V204H193ZM90 206V205H89ZM195 206V205H194ZM193 209H195V208H193ZM199 209V208H198ZM197 209V210H198ZM87 210V209H86ZM202 210V209H201ZM201 212V211H200ZM195 212H192V214H194ZM120 229V228H119ZM91 230V229H90ZM89 230V231H90ZM93 230H91L90 232H92ZM120 231V230H119ZM89 232V233H90ZM117 232H118V230H117ZM87 233H88V231H87ZM129 236V234H128V232H124V230H122L118 235H116V236H111V237H113V238H117L118 240H120V239H123V240H125V238H127ZM130 237V236H129ZM258 241V240H257ZM260 242V241H259ZM25 243H27V242H25ZM24 243V241H23V243H20L19 244V246H21L22 248H26V247H29V244L27 245V244H25ZM29 243V242H28ZM128 243V242H127ZM164 244V243H163ZM17 245H18V242H17ZM124 245H127V244H124ZM255 245H256V243H255ZM258 245V244H257ZM257 245L255 246V247H257ZM18 246V249L20 248ZM90 246V245H89ZM123 246V245H122ZM259 246V245H258ZM91 247V246H90ZM16 248H17V246H16ZM31 248V247H30ZM259 248H260V246H259ZM258 248V249H259ZM91 249V248H90ZM24 250H26V249H24ZM89 250V249H88ZM92 250V249H91ZM93 251V250H92ZM59 252V251H58ZM63 253V252H62ZM59 254L61 255V252H59ZM171 255V254H170ZM59 256V255H58ZM63 256V255H62ZM62 256H60L61 258H62ZM1 257V256H0ZM59 257V258H60ZM171 257V259L172 260H177V257H175L174 255H171L170 256ZM58 258V259H59ZM82 260L80 261V264H91L90 262V258H89V255L88 254H86V253H83V256H82V258H81ZM2 261H4V259L2 258V260H1V262ZM177 262H180V261H177ZM79 263V262H78ZM115 263V260H111L110 262H109V264H114Z\"/></svg>","mask_w":264,"mask_h":264}]
</instances>
